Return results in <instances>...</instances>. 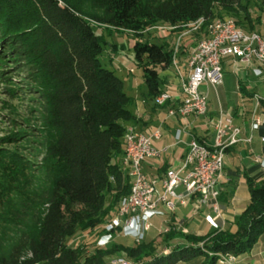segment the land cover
<instances>
[{"label":"trees","instance_id":"trees-1","mask_svg":"<svg viewBox=\"0 0 264 264\" xmlns=\"http://www.w3.org/2000/svg\"><path fill=\"white\" fill-rule=\"evenodd\" d=\"M254 1L264 10V0ZM242 2L0 0V87L9 100L35 104L43 130L36 169L19 155L0 149L4 164L0 224L25 223L0 264H110L111 256L120 254L133 264H179L197 257L203 258L201 264H217L218 257L250 251L264 233V175L257 183L246 177L249 203L233 234L170 233L165 241L179 237L184 244L166 254L156 253L149 239L131 246L115 243L83 257L79 248L67 246L77 232L94 230L112 218L128 197L129 178L122 162L120 166L125 124L139 122L129 110L132 99L123 91L122 81L99 61L101 39L89 20L138 32L157 23L175 26L201 19L200 40L205 26L219 21L213 19L231 20L237 12L242 13L246 32H255L248 5ZM233 22L239 26L237 20ZM132 50L148 97L154 101L164 92L161 72L171 66L172 51L167 42L150 41H135Z\"/></svg>","mask_w":264,"mask_h":264},{"label":"crops","instance_id":"crops-1","mask_svg":"<svg viewBox=\"0 0 264 264\" xmlns=\"http://www.w3.org/2000/svg\"><path fill=\"white\" fill-rule=\"evenodd\" d=\"M259 10L261 14L255 17L251 15V18L254 20V31L264 34L261 18L264 10ZM194 44L193 36L184 38L174 56V63L161 72L165 82L163 91L167 90L173 96L169 102L157 106L148 97L147 89L142 99L135 94H126L132 99L134 108L131 113L139 122L125 126H133L137 132L146 135L155 130L160 133V137L153 141L154 148L159 150V157L143 162L142 172L150 179H159L167 169L180 167L192 140L212 145L214 125L220 116L231 117L233 123L241 129L240 138L249 139V142H241L225 152L218 197V217L209 206L200 205L197 198H191L184 205L176 206L173 212L160 205L150 214L151 227L144 233L142 240H153L156 253L166 254L175 245L184 244V240L179 237L165 241L164 236L170 233L194 237H204L213 231L233 234L236 231L237 218L249 203L246 177L257 183L264 175V63L246 64L232 57L223 59L221 83L215 87L203 84L199 89L207 102L205 115L184 118L167 115V111L180 102V80L188 74L186 63ZM141 79L143 82V78ZM134 84H137L135 79ZM137 88L140 89V85ZM133 91L130 89L129 93H135ZM255 119L260 124L251 130L250 125L255 123ZM140 221L141 218L135 220L134 224L139 225ZM136 224L135 231L138 227ZM202 261V257H197L179 264H201ZM233 264H264V233L248 253L234 257Z\"/></svg>","mask_w":264,"mask_h":264},{"label":"built area","instance_id":"built-area-1","mask_svg":"<svg viewBox=\"0 0 264 264\" xmlns=\"http://www.w3.org/2000/svg\"><path fill=\"white\" fill-rule=\"evenodd\" d=\"M253 46H260L264 53V34L256 32L246 33L239 29L235 22L219 20L216 27V40L214 45L195 46L187 59L188 74L180 80V102L175 108L167 111L169 117H200L206 113L207 102L205 95L200 92L203 84L215 87L221 83L217 71L218 60L232 57L242 63H257V54L253 53ZM179 44L172 48L176 54ZM169 91L162 93L161 99H172ZM160 106V99L155 102ZM260 121L250 125L251 130L258 126ZM241 129L233 123L231 117L220 116L214 125V140L212 145L192 140L179 168H172L168 181L157 184L153 179V188H145L142 172V163L148 159L159 157V150L153 146V141L160 137L159 131L152 136H131V143L127 144L126 158H133V177L137 182V197L128 202L126 207H135V218L127 220L126 229L131 227L138 215H145L148 231L150 222L148 216L153 213V205H162L167 211L173 212L178 205H184L191 198H197L200 205L209 206L219 216L218 197L221 185L223 167H216V160H223L227 149L249 139L240 138ZM152 189H159V196H152ZM119 216H125L124 211H117L114 223L117 225ZM234 257H218L217 264H233Z\"/></svg>","mask_w":264,"mask_h":264},{"label":"rangeland","instance_id":"rangeland-1","mask_svg":"<svg viewBox=\"0 0 264 264\" xmlns=\"http://www.w3.org/2000/svg\"><path fill=\"white\" fill-rule=\"evenodd\" d=\"M242 3H247L248 9L253 17L261 14L259 10L260 7L257 6V2L254 0H243ZM90 11L93 15L98 14L96 11ZM231 18L233 21L237 20L239 22L238 27L246 32L242 24V13L237 12L236 16ZM261 18L262 25H264V16H261ZM213 20L221 19L215 18ZM89 23L94 33L101 39L103 50L99 57V61L104 68L114 72L115 76L122 81L125 94L128 96L130 94H135L139 99H142L143 93H146V87L141 81L142 70L136 65L134 60L132 50L133 43L135 41H150L155 44L167 42L168 47L173 48L176 43L180 44L184 38L193 36L196 44L199 39L198 34L203 30V27L197 25L196 22L175 26L157 23L138 32L108 28L91 19ZM173 61L174 54L172 53L171 63H173ZM130 71H132V73H130ZM185 78L186 77H183V79ZM17 79L21 81V78ZM134 79L137 84H134ZM138 85H140V89L137 88ZM130 89H133L135 93H129ZM34 105L35 104L32 102L24 101V99L22 101L9 100L3 93L2 87H0V149H3L5 153H15L24 158L32 164L29 165L32 169L37 168V161L41 158V155L38 156L37 154L41 149L37 143L41 142V136L43 135L42 127L37 123L39 110H37ZM133 108V104H131L129 107L130 112H133ZM131 127L135 129L133 126L126 127V129H131ZM124 158L125 156L123 154L122 159L124 160ZM0 162L2 161L0 160ZM3 166V163L0 164V175L2 174L1 171ZM123 168H125V166ZM37 177L41 179V175H37ZM124 199L125 198H123V200ZM118 209L119 207L116 208L115 211L117 212ZM115 216L116 213L112 218L104 220V222L94 230L77 232L72 238L67 240V246L69 248H79L80 255L83 257L85 255H90L95 249L105 251L115 243L124 244L126 246L139 244L144 237V233L147 232L142 230L144 229L143 219L139 222L140 227L135 223L136 227L138 226L136 228L137 231H135L134 221L140 218H136L132 226L125 229L126 227L120 222L117 221V225L114 223L113 220ZM24 227L25 223L20 220H9L5 224H0V257L5 255L7 249L16 241L18 235L24 231ZM118 260L133 264V262L123 254L111 256L109 263Z\"/></svg>","mask_w":264,"mask_h":264},{"label":"bare ground","instance_id":"bare-ground-1","mask_svg":"<svg viewBox=\"0 0 264 264\" xmlns=\"http://www.w3.org/2000/svg\"><path fill=\"white\" fill-rule=\"evenodd\" d=\"M231 21V20H230ZM197 25L200 27L203 25V22L201 19L196 21ZM195 24V23H194ZM219 21L211 22L205 26L204 29V37L197 41L195 46H201V41L205 43V45H214L216 40V27L218 26ZM236 25V24H235ZM196 26V25H195ZM240 29V28H239ZM247 33V32H246ZM253 33V32H250ZM179 43V42H178ZM253 53L257 54V62L264 63V53H261V47L260 46H253ZM174 63V61H173ZM222 60H218L217 63V71L220 76V79L222 80V67H221ZM188 70V69H187ZM162 93L158 95L155 98V102H158L160 99V106H163L165 103L169 102L168 99H161ZM175 108V107H174ZM158 131V130H155ZM154 131V132H155ZM153 132V133H154ZM150 135L142 134L144 136H152ZM139 132H135V129H126L125 135H124V142H125V149H124V160L122 159V169H124L128 175L129 178V184H130V192L126 200L120 205L118 211H124L125 209V216H119L117 219L118 222H120L125 227L127 226V220H133L135 218V207H126L128 202H131L132 200H135L137 197V182L136 178L133 177V158H126L127 156V144L131 143V136H138ZM125 166V168H123ZM216 167H223V160H216ZM179 168V167H177ZM175 169V168H174ZM172 173V169H167L161 178L157 179V184H164L168 181L169 176ZM144 186L145 188H153V179H150L149 177L144 178ZM152 196H159V189H152ZM160 205H153V212L156 211V209ZM118 208V207H117ZM137 217H140L143 219V228L147 229V222L145 220V215H138ZM126 229V228H125ZM129 262V261H128ZM110 264H130L122 260L118 261H112Z\"/></svg>","mask_w":264,"mask_h":264}]
</instances>
